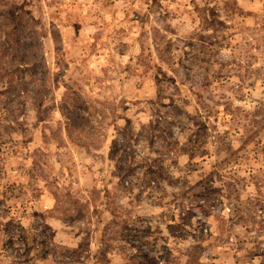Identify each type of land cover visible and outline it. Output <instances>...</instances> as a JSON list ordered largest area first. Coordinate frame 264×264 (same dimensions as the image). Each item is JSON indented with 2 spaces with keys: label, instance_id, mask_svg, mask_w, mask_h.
I'll return each instance as SVG.
<instances>
[{
  "label": "rangeland",
  "instance_id": "obj_1",
  "mask_svg": "<svg viewBox=\"0 0 264 264\" xmlns=\"http://www.w3.org/2000/svg\"><path fill=\"white\" fill-rule=\"evenodd\" d=\"M0 264H264V0H0Z\"/></svg>",
  "mask_w": 264,
  "mask_h": 264
},
{
  "label": "trees",
  "instance_id": "obj_2",
  "mask_svg": "<svg viewBox=\"0 0 264 264\" xmlns=\"http://www.w3.org/2000/svg\"><path fill=\"white\" fill-rule=\"evenodd\" d=\"M36 44V43H35ZM22 47L23 48H26V47H32V43H26V44H23L22 45ZM25 50V49H24ZM23 50V51H24ZM25 52V51H24ZM25 54V53H24ZM36 63V62H35ZM53 195L56 197V198H58L57 196H59V195H57V194H55V193H53ZM70 197V196H69ZM58 200V199H57ZM59 200H60V198H59ZM70 201H75V200H72L71 198H70ZM58 202V201H57ZM77 202V201H76ZM76 202H73L75 205H76ZM77 206V205H76ZM108 230H110V228L108 229L107 228V230H105V234H106V232H108ZM128 231V233L129 232H133V231H131V230H127ZM113 234H115V236H114V238L113 237H111V238H109L111 241L112 240H114V239H118L119 238V234H121L119 231H117V232H114ZM134 236V235H133ZM104 238H105V236H104Z\"/></svg>",
  "mask_w": 264,
  "mask_h": 264
}]
</instances>
